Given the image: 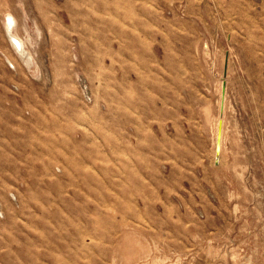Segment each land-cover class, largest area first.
Returning a JSON list of instances; mask_svg holds the SVG:
<instances>
[{"label": "rangeland", "instance_id": "rangeland-1", "mask_svg": "<svg viewBox=\"0 0 264 264\" xmlns=\"http://www.w3.org/2000/svg\"><path fill=\"white\" fill-rule=\"evenodd\" d=\"M0 264H264V0H0Z\"/></svg>", "mask_w": 264, "mask_h": 264}, {"label": "bare ground", "instance_id": "bare-ground-1", "mask_svg": "<svg viewBox=\"0 0 264 264\" xmlns=\"http://www.w3.org/2000/svg\"><path fill=\"white\" fill-rule=\"evenodd\" d=\"M12 11L9 8L4 10V23H5V27H6L5 30L8 31V33H9V35L11 37L13 45L23 55L22 58H24V62L26 61L25 63H27L28 66H30L32 68L33 65H34V62H36V61H34V55L31 53V50L29 49V41H32V38H31V36L28 37V38H25V37H23L22 35L19 34L20 32L18 31L17 21H16L17 18L14 15L15 13H13ZM38 27H39V25H38ZM33 53H34V51H33ZM39 66H41V65H39ZM34 69L37 70V67L34 68ZM224 80H226V76L225 75L222 76V85H221V89H220V93H221L220 107H219L220 108V113L218 114V117L216 118V123H215L216 132H215V140H214V152H215V155H216V161H218L220 159V153H221V151L223 149V142H224V137H225L224 112H225V108H226L227 89H226V92L224 93L223 92ZM220 121H221L222 137H221V148H220V151L218 153L216 151V143H217V135H218L219 127H220Z\"/></svg>", "mask_w": 264, "mask_h": 264}, {"label": "water", "instance_id": "water-1", "mask_svg": "<svg viewBox=\"0 0 264 264\" xmlns=\"http://www.w3.org/2000/svg\"><path fill=\"white\" fill-rule=\"evenodd\" d=\"M228 69V59L226 58V63H225V74L227 73ZM226 87H227V82L224 80L223 83V92H226ZM221 137H222V132H221V121H220V127L217 135V143H216V151L219 153L220 148H221ZM219 161V160H218Z\"/></svg>", "mask_w": 264, "mask_h": 264}]
</instances>
